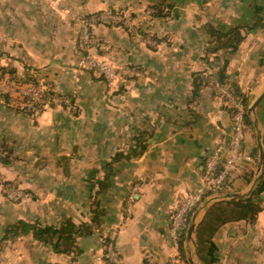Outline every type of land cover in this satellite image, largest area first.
Segmentation results:
<instances>
[{"label":"crops","instance_id":"0c3cea01","mask_svg":"<svg viewBox=\"0 0 264 264\" xmlns=\"http://www.w3.org/2000/svg\"><path fill=\"white\" fill-rule=\"evenodd\" d=\"M83 1V15L124 8L138 19L140 33L158 41L99 27L103 59L138 70L111 85L75 69V23L59 15L51 24L57 32L42 31L25 18L17 24L29 31L23 36L6 17L0 32H13L0 36L8 39L10 57L40 64L55 89L74 95L75 108L54 105L31 114L0 104V135L13 153L0 174L30 195L13 202L0 189L3 264H109L104 241L114 229L122 264H152L149 257L166 264L174 255L177 264H264V169L258 173L264 97L244 142L255 162H243L224 193L243 196L204 201L191 240L186 235L179 249L168 234L178 200L203 180L204 158L231 134L229 102L218 85L234 83L250 104L264 91V0ZM150 4L168 12L151 16ZM214 29L230 35L221 43ZM19 221L35 223L39 234L3 239Z\"/></svg>","mask_w":264,"mask_h":264},{"label":"rangeland","instance_id":"374dc122","mask_svg":"<svg viewBox=\"0 0 264 264\" xmlns=\"http://www.w3.org/2000/svg\"><path fill=\"white\" fill-rule=\"evenodd\" d=\"M84 5H86V2L83 0H0V31L4 30L3 27L8 26L5 19L6 17H10V19H12L11 21L16 23V25L12 26H17L19 22L28 18L32 22H35L42 31L57 32V29L52 30L53 27L51 24L58 21L56 17L59 15L65 17L70 23H75L78 29L76 37L78 39L79 48L74 57L73 65L79 72H93V70L79 67L80 61L87 55H93L97 59L109 62L108 59H103L101 55L102 50H106L104 49L103 42L96 36L98 35L97 30L99 27H122L133 33L136 31L138 37L143 36L151 45H154L155 42L157 44L158 40L155 39L153 35H145V33L139 32L141 27L139 28L140 23L138 19H136L132 13L127 14L124 8L106 7L96 12L93 11L89 15H83L84 11L81 6ZM163 5L164 4H150L146 9V13L154 16L160 14L159 12L161 9L165 11H163L164 13L168 12ZM78 12L80 13L77 14ZM46 22L49 23V28H47ZM14 28L18 33L22 34L23 32V36L29 35V31H24L25 27L22 25ZM3 32L8 36L13 30L6 29V31L0 33L3 35ZM8 46V39L6 38L4 40L0 36V68L15 69V73L6 71L3 74L0 70V104L16 109H18L17 107L20 105L22 108L26 107L34 111L35 114H39L41 110L36 109L37 106L35 103L43 102L42 95L47 89V79L41 72L40 64H38V66L31 64L26 55H22L20 60L12 59L9 55L11 51ZM40 52L41 51H39V59L42 57V55L40 56V54H42ZM72 54L75 55V51H72ZM11 77H15V79ZM29 77L30 79H28ZM36 91L39 96H34ZM6 93L12 97L13 101L11 100L9 103L5 102L2 95ZM19 102H21V104H19ZM0 137L2 136L0 135ZM6 154L0 142V158L5 157ZM0 163H4L2 159H0ZM0 189L2 195L13 202L21 201L30 196L26 190L19 186L17 181L5 179L1 174ZM11 261H13V259H10V262ZM3 263L0 256V264Z\"/></svg>","mask_w":264,"mask_h":264},{"label":"built area","instance_id":"2783aa9c","mask_svg":"<svg viewBox=\"0 0 264 264\" xmlns=\"http://www.w3.org/2000/svg\"><path fill=\"white\" fill-rule=\"evenodd\" d=\"M79 64V67L93 70L112 85L120 77L138 72L133 67H117L109 62L97 59L93 55H87ZM218 90L228 99L229 106L232 109L231 134L226 144L224 142L218 143L204 158V174L201 184L188 190L171 211V223L168 234L176 249L182 246L190 221L202 203L213 195L224 194L228 191L233 182L234 172L243 162H255L253 156L244 148L248 127L245 115L248 106L242 97L232 89L231 85L219 84ZM34 96H39L37 91ZM49 101L54 105L75 108L68 97L55 96ZM132 196L130 195L129 199H132ZM116 233L117 231L114 229L109 238L104 241V256L109 264H122L120 252L114 243ZM149 260L152 264H155L151 257H149ZM177 263L178 259L174 255L170 257L166 264Z\"/></svg>","mask_w":264,"mask_h":264},{"label":"trees","instance_id":"16d2710c","mask_svg":"<svg viewBox=\"0 0 264 264\" xmlns=\"http://www.w3.org/2000/svg\"><path fill=\"white\" fill-rule=\"evenodd\" d=\"M232 30L234 31H239L236 27H234ZM213 31L212 34L214 36H216L218 38V40L222 43V39L223 37L227 36V35H230L229 32H223L224 30H211ZM92 34L94 35V33L92 32ZM97 36V35H96ZM235 42H239L241 40V35L236 32L235 33ZM0 70L2 71L1 73H5L6 71H11L12 73H15V69H6L5 67L3 68H0ZM89 73H91L94 77L98 78V79H102L104 80L106 83L107 81L100 75H98L96 72H92V71H87ZM11 78H14L15 77H11ZM30 79V77L28 78ZM230 85H232V89L240 96L242 97L243 101L245 102V104L247 106H249L250 104V99L249 97L244 94L240 89L239 87H237L234 83H231ZM55 96H61V97H68L72 104L75 106V101H74V95H67V94H63L61 92H59L57 89L54 88V86L47 81V89L43 92V95H42V98H43V102H40V103H35L36 106H37V110H41L43 111L45 108H48V107H52L54 106V104H52L49 99H51L52 97H55ZM3 99L5 100V102H10L11 100L13 101L12 97L6 93V94H3L2 95ZM3 100V101H4ZM19 104H21V102H19ZM68 108H72L71 106H67ZM18 109H21L27 113H31V114H35L34 111H31L29 109H27L26 107H20V105H18L17 107ZM230 108V106H229ZM248 110V109H247ZM230 112H231V119H232V109L230 108ZM245 118H246V122H247V125L249 126H252V120H251V117L250 115L248 114V112H246V115H245ZM0 142H1V146L4 148L5 150V153H7L5 155V157H1L0 159H2V162L4 163H7L9 162L11 159H12V147L10 146V143L3 137H0ZM240 204L243 205V206H246L250 211H253V212H256V210H258V207L247 201V202H242L240 201ZM40 227H38V225H36L35 223H29V222H26V221H19L15 224H10L7 229H6V232H5V236L3 239H8L9 237L11 236H16L18 235L19 233H27L31 230H35L36 234L38 233L39 234V231H40ZM185 242V241H184Z\"/></svg>","mask_w":264,"mask_h":264},{"label":"water","instance_id":"95a60500","mask_svg":"<svg viewBox=\"0 0 264 264\" xmlns=\"http://www.w3.org/2000/svg\"><path fill=\"white\" fill-rule=\"evenodd\" d=\"M264 97V91L248 106V114L249 115H252L254 112H255V109H256V106L257 104L261 101V99ZM254 123H256V120H254ZM264 169V149L263 147L261 146V157H260V161H259V165H258V173H262ZM219 194V195H213L211 197H209L206 201L210 202L212 201L213 199H216L218 197H231V198H236V197H242L243 195L242 194H239V193H230V194ZM205 201V203H206ZM204 203L203 206H205L206 204ZM202 206V205H201ZM201 206L199 207V209L194 213L191 221H190V224H189V227H188V231H187V240H191L192 238V234H193V231L195 229V226H196V222H197V218H198V214H199V211L201 210ZM202 206V207H203Z\"/></svg>","mask_w":264,"mask_h":264}]
</instances>
